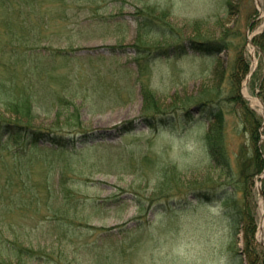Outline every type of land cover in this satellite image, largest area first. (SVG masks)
<instances>
[{
    "label": "rangeland",
    "instance_id": "1",
    "mask_svg": "<svg viewBox=\"0 0 264 264\" xmlns=\"http://www.w3.org/2000/svg\"><path fill=\"white\" fill-rule=\"evenodd\" d=\"M259 4L0 0V101L28 97L0 102L20 150L0 129V235L33 250L8 240L1 264H247L233 219L254 213L261 244Z\"/></svg>",
    "mask_w": 264,
    "mask_h": 264
},
{
    "label": "trees",
    "instance_id": "2",
    "mask_svg": "<svg viewBox=\"0 0 264 264\" xmlns=\"http://www.w3.org/2000/svg\"><path fill=\"white\" fill-rule=\"evenodd\" d=\"M161 18V17H160ZM148 19V21H147ZM146 20H144V24L145 25V28L153 31L155 25L157 23H155L153 26L152 24L156 21H154V18H147ZM148 26V28H147ZM149 32V31H148ZM139 41H143L141 38H139ZM198 48V50H203V51H210V49L206 46V47H203V46H198L196 47ZM137 51L139 53H144L145 51L143 49H140L138 48ZM1 94V92H0ZM1 97V96H0ZM239 96L236 95L234 96V98L236 100H238ZM28 100V97H21L19 95H12L10 94L8 97H6L5 100H2L0 101L2 103V105L4 106H7L9 108L11 107H19L16 109V111H21V109H24V108H27V104H26V101ZM21 106V107H20ZM245 112H247L246 114L248 115V118L249 119H252V122L251 124H249L247 126L248 129H250V132L253 134L254 136V140L256 141V139L258 138V132H257V127H258V124L259 122H257L255 120V117H253L252 115V109L250 108H247L245 107ZM5 122H7V124H3V123H0V129H4V126L8 128V134L10 135L11 139L12 140V143L14 145V150L13 152H19L20 150H18L17 148V144H19L14 138L13 136H11V134H14L17 132V129L15 128H12L10 129L11 127V124L9 123L8 120H4ZM3 121V122H4ZM250 122V120L248 121ZM29 135L32 136V133L31 132H28ZM35 141V140H34ZM207 141H208V144H209V147L210 149H213V143L210 141V137H209V134L207 136ZM254 147H255V150H257V144L254 142ZM0 147L1 148H4L3 146V143H1L0 141ZM8 148V147H6ZM17 148V149H16ZM259 155V156H258ZM255 156H256V161H255V165L254 166H250V164H243V167L242 169H240V175H239V182H241V185L245 184V182L248 184L249 183V180H251V178L257 174L258 172L261 171V169L263 168V161H262V156L260 153H258L256 151L255 153ZM229 169L227 168L224 173L225 174H229ZM246 209V208H245ZM244 208L242 207V211L239 210L238 212V218L237 220L236 219H233L235 222V226H239V223L243 220V229H244V255H245V259L247 261V264H264V246L259 244L257 241H255V232H256V220H255V214H251L249 211H243ZM244 213V214H243ZM246 213V214H245ZM242 214L244 215V217H241ZM237 232V229L236 231L233 233V236H235V233ZM236 238L233 237V240H235ZM10 240L11 241V244H13V246L11 248L12 249V253L16 256H30L31 255V251H33L31 248L29 249L27 246L24 245L23 241L21 238H18V237H14V238H7L5 236H1L0 235V254H1V248L6 245V242ZM30 254V255H29ZM242 254V253H241ZM3 261V259H2ZM1 264V262H0Z\"/></svg>",
    "mask_w": 264,
    "mask_h": 264
},
{
    "label": "water",
    "instance_id": "3",
    "mask_svg": "<svg viewBox=\"0 0 264 264\" xmlns=\"http://www.w3.org/2000/svg\"><path fill=\"white\" fill-rule=\"evenodd\" d=\"M260 194H261V192H260ZM259 239H260L261 243L264 245V238H263V236H262V235L260 236V238H259Z\"/></svg>",
    "mask_w": 264,
    "mask_h": 264
},
{
    "label": "bare ground",
    "instance_id": "4",
    "mask_svg": "<svg viewBox=\"0 0 264 264\" xmlns=\"http://www.w3.org/2000/svg\"><path fill=\"white\" fill-rule=\"evenodd\" d=\"M264 215V214H263ZM264 223V217L262 218V220H261V225L260 226H262V224Z\"/></svg>",
    "mask_w": 264,
    "mask_h": 264
}]
</instances>
